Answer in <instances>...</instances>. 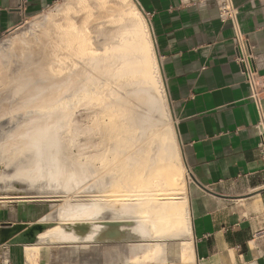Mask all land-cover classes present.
I'll list each match as a JSON object with an SVG mask.
<instances>
[{
    "label": "bare ground",
    "instance_id": "bare-ground-1",
    "mask_svg": "<svg viewBox=\"0 0 264 264\" xmlns=\"http://www.w3.org/2000/svg\"><path fill=\"white\" fill-rule=\"evenodd\" d=\"M103 2L109 9L86 25L89 37L76 35L84 25L71 36L66 30L68 54L57 50L60 45L37 48L34 58L1 53L0 119L17 122L0 142V157L14 168L2 181L35 194L1 198L68 200L58 222L41 217L49 230L36 232L38 243L25 246L29 263L49 239L48 245L136 243V257L146 241L192 237L187 180L175 178L183 158L147 22L132 0H93L91 6ZM22 227L3 230L2 241ZM185 245L189 264L193 250Z\"/></svg>",
    "mask_w": 264,
    "mask_h": 264
},
{
    "label": "crops",
    "instance_id": "crops-1",
    "mask_svg": "<svg viewBox=\"0 0 264 264\" xmlns=\"http://www.w3.org/2000/svg\"><path fill=\"white\" fill-rule=\"evenodd\" d=\"M61 1L0 0V37ZM137 2L156 39L188 174L192 237L179 241L174 263L188 264L185 243H190L189 264H264V160L255 129L258 115L236 62L233 29L219 20L215 0ZM234 3L264 96V0ZM153 242L152 263L166 264L159 258L162 243L165 248L178 241ZM132 244L128 254L134 258L137 244Z\"/></svg>",
    "mask_w": 264,
    "mask_h": 264
},
{
    "label": "rangeland",
    "instance_id": "rangeland-1",
    "mask_svg": "<svg viewBox=\"0 0 264 264\" xmlns=\"http://www.w3.org/2000/svg\"><path fill=\"white\" fill-rule=\"evenodd\" d=\"M91 1L93 0H63L53 5L52 7L44 10L43 12L26 19L16 29L0 37V55H1L0 57H2V54H8L10 57H17V55L19 54L18 57L20 58V54H21V56L30 55L31 57L34 58L35 55L37 54L36 53L37 48L38 49L44 48L43 49L44 51L49 52L51 51L50 48L54 47L56 49L58 45H60L57 47V50L59 52L68 54L69 51L66 50V48L64 47H65V44H67L69 41L68 38L65 39L68 35H70L69 33H71L72 31L74 33V30L78 31L79 30L78 27L82 28L81 26L83 25L84 27L86 25L88 26L89 22L91 23V19L93 18H94V21L102 18L101 16L104 15L103 14L104 12H106L107 14V10L109 9L108 4H105L104 2L100 3V5L97 6V9H95L93 6H91L92 5ZM99 1H105V0H99ZM86 10H87V13H86ZM85 13L87 14L90 20L87 19V16ZM57 21L60 22L59 26H58L59 23H57ZM54 22H55L54 25L56 26V28L53 26ZM74 26H76L77 30ZM87 26L85 28L86 32L82 29L79 30V33L82 32V34H80L81 37L80 35H78V33L76 34L77 37H79L78 39H81V38L85 39L87 38L86 36L90 35V32L87 29ZM66 30L67 31L69 30L70 32L69 31L67 32ZM57 31L59 32L60 38H59V35L57 34L58 33ZM54 32H55V35H54ZM65 32H67L68 35ZM50 35L56 36L59 39L53 36H51L52 37L51 38ZM15 40H18L16 41L18 42V45L17 44L14 45ZM20 40L21 41L28 40V41L26 42V44H24L23 42H20ZM13 41H14V44L12 45ZM44 42H49V43L47 44ZM58 42L61 44H59ZM15 46L17 47V49ZM25 47L26 49H23ZM29 47L31 51H29L28 49ZM33 48L34 50H32ZM10 49L12 51H10ZM15 50H19V51L14 52ZM17 52H20V53H17ZM21 60H25V58H22ZM1 72H2V69L0 66V77L2 78L3 74ZM1 88H2V84H0V89ZM122 93L126 95L124 91H122ZM2 99L3 98L0 97V101ZM132 101H134V99H132ZM84 114L85 115L80 116V117L85 118L87 114L86 113ZM9 121H10L9 117L0 119V142H2V137L4 138L6 135H8V133L11 130H14L13 129L14 127H16V123H17L16 121H10V122ZM172 121L173 120H171L170 122L172 123ZM178 150L180 153V149ZM6 165H7L6 161L0 157V232L5 229H9V227L11 226V225H8L9 223L12 224V227L10 229L17 227L18 225H26V227H24V229L20 233H16L12 235L11 237L7 238L4 243H2V236L0 235V264H27L29 263V261L27 259L28 256H26L27 253L25 252L24 248L28 244H19V245L15 244L14 245V244H11L12 240L15 239L14 242L20 241V240H16V238L24 234L27 231V229L35 225H41V224L43 225V223H40V220L42 219L41 217L43 215H49V219L46 221L48 223L58 222L60 220L58 219V212L60 208L63 207L62 204H66L68 200L65 202L64 200L66 199L61 198L59 199L60 201L58 200V201L48 202L47 200H37V198L34 201H32V199L28 200L26 198L24 199L1 198L5 196L6 197H16V196L35 195L34 192L30 193L31 191H28L25 185L20 184L17 181H13L12 183H10V181L8 180L2 181V174L11 175L13 172L12 170H14L13 167H9L8 165L7 166ZM176 174L177 176L175 178L177 180H180L179 184L188 178V174L187 172H185L184 169L183 171L178 170ZM118 205L120 206V204ZM107 215L109 217L111 216V213H108ZM128 225H132V223H129ZM43 226L45 227L44 231L49 230L47 225L46 226L43 225ZM49 242H50V239L43 241V243L40 242L39 251L41 252L35 251L33 253V255L36 256L34 260L35 263L31 262L29 264H153L152 262H154V260L152 261L144 260L145 258H147V256L149 255L151 256L152 245H150L149 243L153 241H150V240L143 243L144 245H146L144 249H140V252L145 255V257L141 259H139L138 256L136 257L134 256V258L131 255L129 256L128 249L129 247H131L132 243H128V242L117 243V244L110 243V242H104V243H98V244H95V243H89V244H70V243L59 244V243H56L55 244L53 243V241H51V243L48 245ZM36 243L38 242L35 241L34 244ZM153 244H155V242H153ZM166 244L168 245V243ZM163 245L165 244L162 243L161 249L164 252L163 258L164 260L167 261L166 264L168 263L175 264L174 258H175V255H178L179 247L182 245L181 242H170V245L165 248L163 247ZM43 252H46L47 255L46 253H43ZM41 253H43L44 255ZM126 256L128 257V262L125 263L124 259ZM45 258L48 260V262L45 261ZM177 261L179 264L183 263L181 262V259Z\"/></svg>",
    "mask_w": 264,
    "mask_h": 264
},
{
    "label": "built area",
    "instance_id": "built-area-1",
    "mask_svg": "<svg viewBox=\"0 0 264 264\" xmlns=\"http://www.w3.org/2000/svg\"><path fill=\"white\" fill-rule=\"evenodd\" d=\"M218 10V18L223 24L229 23L234 32L233 42L237 49V64L241 67V73L249 87L248 99L254 104L258 122L255 129L260 138L258 146L259 155L264 160V110H263V92L258 84V71L254 64V55L250 41L241 30L239 23V8L234 0H215Z\"/></svg>",
    "mask_w": 264,
    "mask_h": 264
},
{
    "label": "water",
    "instance_id": "water-1",
    "mask_svg": "<svg viewBox=\"0 0 264 264\" xmlns=\"http://www.w3.org/2000/svg\"><path fill=\"white\" fill-rule=\"evenodd\" d=\"M132 1L136 5L137 9L142 14V16L145 18V20L147 22V25H148V28L150 30V34H151V38H152V41H153L154 50H155V54H156V59H157V62H158L159 68H160V73H161L162 80H163V83H164V87H165V90H166L168 106H169V109H170L172 120L174 122L175 133H176V136H177L179 148H180L181 153H182V157L184 158V154H183V151H182V142H181V139L179 137L178 127H177V124H176L175 112H174V108H173V105H172V102H171V99H170V96H169L167 82H166V78H165V74H164V69H163L161 58H160L159 50H158V47H157L156 39H155V36H154V33H153V29H152V26H151L150 21L148 19V16L143 11V9L141 8L140 4L137 2V0H132ZM8 225H11L10 227H12L11 223H9ZM22 226L23 227L21 228V230H18L14 234L20 233L24 229V227H26L24 225H22ZM44 229H45V227L43 225L32 226L24 234L20 235V238H16L17 240H20V241L14 242V240H15L14 239V240H12L11 244H14V245L15 244L16 245H19V244H34V242L36 241V232L43 233ZM0 235L1 236L4 235L3 231L0 232ZM7 238H9V237H7ZM6 239L4 241H6ZM2 243H4V242L2 241Z\"/></svg>",
    "mask_w": 264,
    "mask_h": 264
}]
</instances>
